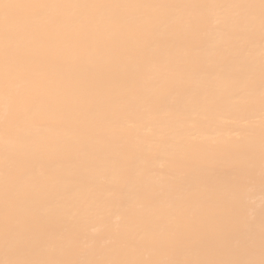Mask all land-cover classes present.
Masks as SVG:
<instances>
[{"label": "bare ground", "instance_id": "bare-ground-1", "mask_svg": "<svg viewBox=\"0 0 264 264\" xmlns=\"http://www.w3.org/2000/svg\"><path fill=\"white\" fill-rule=\"evenodd\" d=\"M0 264H264V0H0Z\"/></svg>", "mask_w": 264, "mask_h": 264}]
</instances>
